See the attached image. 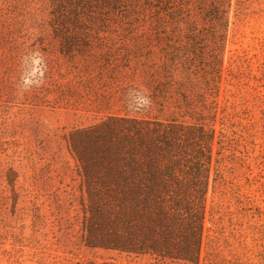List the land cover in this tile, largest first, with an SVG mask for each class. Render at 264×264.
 Masks as SVG:
<instances>
[{"label": "rangeland", "instance_id": "obj_1", "mask_svg": "<svg viewBox=\"0 0 264 264\" xmlns=\"http://www.w3.org/2000/svg\"><path fill=\"white\" fill-rule=\"evenodd\" d=\"M134 88L150 111L129 114ZM112 115L215 128L200 264H264V0H0V264L125 260L82 241L66 139Z\"/></svg>", "mask_w": 264, "mask_h": 264}, {"label": "trees", "instance_id": "obj_2", "mask_svg": "<svg viewBox=\"0 0 264 264\" xmlns=\"http://www.w3.org/2000/svg\"><path fill=\"white\" fill-rule=\"evenodd\" d=\"M66 139L81 177L82 241L125 258L72 264L201 263L212 170L214 185L222 174L215 128L112 115Z\"/></svg>", "mask_w": 264, "mask_h": 264}, {"label": "clouds", "instance_id": "obj_3", "mask_svg": "<svg viewBox=\"0 0 264 264\" xmlns=\"http://www.w3.org/2000/svg\"><path fill=\"white\" fill-rule=\"evenodd\" d=\"M27 58L32 61L33 67L38 68L39 71L34 76H29L28 78L22 77L24 79V86L22 88L18 87L21 95L30 92L33 88L41 87L45 78L43 73L47 71V63L40 51L33 50L28 54ZM132 93H135L136 104L134 107L132 105L127 106L130 115L142 114L151 110L153 101L146 89H129L127 95H131Z\"/></svg>", "mask_w": 264, "mask_h": 264}]
</instances>
